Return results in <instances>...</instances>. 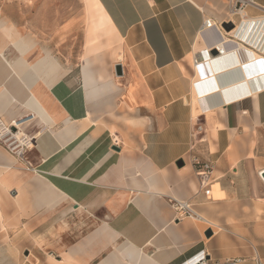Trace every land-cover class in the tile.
<instances>
[{
  "label": "crops",
  "instance_id": "crops-1",
  "mask_svg": "<svg viewBox=\"0 0 264 264\" xmlns=\"http://www.w3.org/2000/svg\"><path fill=\"white\" fill-rule=\"evenodd\" d=\"M225 3L86 0L81 63L55 81L21 63L0 23V116L34 115L20 130L36 140L31 170L0 144V264L264 263V60L234 29L225 56L191 59L221 41L203 26L226 20ZM194 159L212 167L210 198Z\"/></svg>",
  "mask_w": 264,
  "mask_h": 264
},
{
  "label": "rangeland",
  "instance_id": "rangeland-1",
  "mask_svg": "<svg viewBox=\"0 0 264 264\" xmlns=\"http://www.w3.org/2000/svg\"><path fill=\"white\" fill-rule=\"evenodd\" d=\"M0 23L2 30L15 31L33 43L26 55L32 65H40L42 77L55 81L80 65L87 25L86 0H0Z\"/></svg>",
  "mask_w": 264,
  "mask_h": 264
},
{
  "label": "built area",
  "instance_id": "built-area-1",
  "mask_svg": "<svg viewBox=\"0 0 264 264\" xmlns=\"http://www.w3.org/2000/svg\"><path fill=\"white\" fill-rule=\"evenodd\" d=\"M228 12L226 15V20L223 21L221 24H216L215 21L212 18H207L204 22L203 31L204 30H212V29H218L220 33H224L227 36L230 35V32H227L225 28L223 27L224 23H232L234 24V30L238 28V25H240L242 28L244 27L248 33L246 35L239 34L236 36V39L243 47H248L250 50L259 53L261 55H264V22H256L253 21L250 23V18L247 16L246 13V7L251 3L250 0H228ZM237 19L239 20V24L237 23ZM247 21V23H244V21ZM249 21V22H248ZM215 25H214V24ZM251 26V27H250ZM217 44L213 45L207 52V55L212 57H218L220 54ZM214 48H217V50H214ZM216 52V54H215ZM202 56L199 55V53L195 56V61L202 60ZM200 60V61H201ZM194 61V60H193ZM35 119V116L32 115L31 118H29L27 121H20L21 119L13 120L11 123L7 124L3 121L2 117L0 116V128L8 126V129L6 131L2 132L0 129V144L12 155L16 156L21 161L26 162L27 169L31 170L32 167L30 163L26 161V154L34 149L35 147V137H30L29 139H25V144L21 145V143L18 141L16 137V133L20 131V127L22 128L24 125L29 123L30 121H33ZM203 133V125L198 123L196 125L195 129V136H198ZM193 165L196 168V173L199 177L200 181V187L204 190V193L206 197L210 198L211 196V173H212V167L209 163L203 162L199 159L193 160ZM264 171L261 172V176L263 177ZM172 204L174 209L177 211L178 219L183 218H193L196 220H200L198 215L195 213L193 208L189 205H184L181 201H178L176 199H172ZM187 203V202H186ZM189 204V203H188ZM191 205V204H190ZM210 230L213 231V226L209 225ZM186 264H263V261L260 258H255L254 261L249 263L246 259L238 258V259H228L222 262H215L211 259H208L205 252L199 254L198 256L194 257L190 261H188Z\"/></svg>",
  "mask_w": 264,
  "mask_h": 264
},
{
  "label": "bare ground",
  "instance_id": "bare-ground-1",
  "mask_svg": "<svg viewBox=\"0 0 264 264\" xmlns=\"http://www.w3.org/2000/svg\"><path fill=\"white\" fill-rule=\"evenodd\" d=\"M229 6H227V8H228ZM226 12H228V9H227V11ZM250 21V23H252L253 21H260L261 23L262 22H264V17H262V18H258V19H255V20H252V19H250L249 20ZM248 21V22H249ZM215 23L217 24V22L215 21ZM244 23H247V21L245 20L244 21ZM214 24V23H213ZM215 25V24H214ZM238 33L239 34H244V35H246L247 33H248V31L243 27H241L240 25H238V28L236 29V31L235 32H233V34L232 35H238ZM9 38H10V40H11V42H13V44L15 45V47L18 49V51L22 54V56H23V59L21 60V63L24 65V66H28L29 64H28V62H26V60L24 59V56L28 53V52H30V50L34 47V45H33V43L31 42V41H28V40H26L24 37H22L21 35H19L17 32H15V31H13L10 35H9ZM201 40H203V38L201 37ZM236 41V40H235ZM228 43H231V39L226 35V34H224V33H222V39H221V41L217 44L218 46H217V48H218V50H219V52H220V54L218 55V57L219 56H225L226 54H227V49H226V45L228 44ZM212 47V46H211ZM210 46L209 47H206L205 49H203L204 50V52L201 54V56L203 55V57H201V58H207L208 60L209 59H211V58H213L212 56H209V55H207V52H208V50L211 48ZM239 47L241 48V49H245V47H243L240 43H239ZM217 48H214V50H217ZM262 48H264V45H263V47ZM240 50V49H239ZM245 50H247V49H245ZM202 50H200V51H198L197 52V50H196V53L194 54V58H193V63H194V66L195 67H198V65H200V61L198 60V61H195V56H196V54L197 53H199V52H201ZM250 52V51H249ZM255 57H256V59L258 60V61H260V60H264L263 59V56L261 55V54H259V53H256L255 52ZM4 61V60H3ZM202 61H203V59H202ZM6 63V62H5ZM203 63V62H202ZM205 63H206V61H205ZM7 64V63H6ZM204 64V63H203ZM8 65V64H7ZM51 65H53V64H51ZM1 66V65H0ZM2 67V66H1ZM8 67H9V65H8ZM35 71H37L38 72V70H39V68H40V65L39 64H35V65H32L31 66ZM3 68V67H2ZM51 68H53V69H58L59 70V68L57 67V65H53ZM198 76V79H200V77H199V75H197ZM199 81V80H198ZM198 83V82H197ZM219 88V87H218ZM195 91V90H194ZM92 93V92H91ZM197 95V94H196ZM193 99V98H192ZM197 99V98H196ZM196 99H194V101L196 100ZM32 100V99H31ZM23 101V100H22ZM192 108V107H191ZM42 110V109H41ZM199 113H201V111L199 110V109H196V108H194V115H198ZM1 129V131L2 132H4V131H6V129H8V126H5V127H2V128H0ZM16 137H17V139H18V141L21 143V145H24L25 144V139L27 138V139H29L30 137L24 132V131H22V130H20L18 133H16ZM219 186V185H218ZM218 186H216L215 188H214V191H213V197H214V199H221V198H223L224 197V193L223 192H221L220 191V189H219V187ZM182 202V201H181ZM184 205H189L188 203H185V202H182ZM190 206V205H189ZM198 217H199V219H201V220H205L206 222H208V220L205 218V217H203V216H199L198 215ZM209 223V222H208ZM219 227V226H218Z\"/></svg>",
  "mask_w": 264,
  "mask_h": 264
},
{
  "label": "water",
  "instance_id": "water-1",
  "mask_svg": "<svg viewBox=\"0 0 264 264\" xmlns=\"http://www.w3.org/2000/svg\"><path fill=\"white\" fill-rule=\"evenodd\" d=\"M223 27L225 28V30L227 32H230L235 28L234 24H232V23H224ZM215 54H216V52H215ZM117 73H118V75H122V67L121 66L117 67ZM114 150H118V149L114 148ZM177 165L180 167H183L184 163L182 161H180L179 163H177ZM263 178H264V175H263ZM212 234H213L212 230H208L206 232V236L208 238H210L212 236Z\"/></svg>",
  "mask_w": 264,
  "mask_h": 264
},
{
  "label": "snow or ice",
  "instance_id": "snow-or-ice-1",
  "mask_svg": "<svg viewBox=\"0 0 264 264\" xmlns=\"http://www.w3.org/2000/svg\"><path fill=\"white\" fill-rule=\"evenodd\" d=\"M261 64H262L261 71H264V62H261Z\"/></svg>",
  "mask_w": 264,
  "mask_h": 264
}]
</instances>
